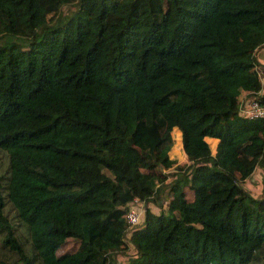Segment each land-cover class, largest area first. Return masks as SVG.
Instances as JSON below:
<instances>
[{
	"label": "trees",
	"instance_id": "trees-1",
	"mask_svg": "<svg viewBox=\"0 0 264 264\" xmlns=\"http://www.w3.org/2000/svg\"><path fill=\"white\" fill-rule=\"evenodd\" d=\"M263 45L264 0H0V264H264Z\"/></svg>",
	"mask_w": 264,
	"mask_h": 264
},
{
	"label": "rangeland",
	"instance_id": "rangeland-1",
	"mask_svg": "<svg viewBox=\"0 0 264 264\" xmlns=\"http://www.w3.org/2000/svg\"><path fill=\"white\" fill-rule=\"evenodd\" d=\"M73 7L69 6V7H64L63 10H65V12H67L68 10H72ZM257 56H258V61L260 63H264V45L262 47L259 48V50L257 51ZM252 100V99H251ZM247 101L245 103H243L246 108H245V112H247L248 110V106L249 103L251 102ZM172 136H173V140H174V146H173V150H172V155L175 154V159L177 164L179 165H183L186 164V157L184 156V152L182 150V147L180 144H178V132L176 130L172 131ZM209 142L210 145H212L213 140L209 139L207 140ZM262 169L257 168V170L255 171L254 175L251 177L250 180H248L244 185V188L246 190H248L252 195L254 196H260L261 195V189H262V180H263V173L261 171ZM167 174L169 172H166ZM7 175V157L4 154V152L0 151V176L6 177ZM173 178H169L167 180V182H169L170 180H172ZM5 183V180L2 181V184ZM165 191V190H164ZM162 195H164V200L162 201V210L166 209V204L168 201V197L169 194L167 192H163ZM136 207L138 209L141 210L142 212V219L140 224H142L143 222V218H144V211L145 208H149L152 212H158L159 210V206L154 204V203H149L147 204H137ZM5 212L8 216V218L12 221V223L15 226V232L17 237L20 239V241L24 244V247L26 248V250L30 251V239H29V234L27 231V228L24 225H21L20 222H18L15 218V213L14 211L11 209V207L9 205H7L5 207ZM139 224V225H140ZM66 248H68V251H71L74 248V245L72 244V241H68L67 245L65 246ZM133 255V249L132 246H130L129 250L125 253H120L117 255V261L119 264H126L127 259ZM15 255L14 253L8 251L7 249H4L3 247H1L0 244V260L5 261L6 263H11L13 260L14 261Z\"/></svg>",
	"mask_w": 264,
	"mask_h": 264
},
{
	"label": "built area",
	"instance_id": "built-area-1",
	"mask_svg": "<svg viewBox=\"0 0 264 264\" xmlns=\"http://www.w3.org/2000/svg\"><path fill=\"white\" fill-rule=\"evenodd\" d=\"M250 117L264 118V107L259 104L257 100H251L247 110ZM137 204H142L140 200L134 198L129 204V208L126 212V223L129 227L140 224L142 219V212L136 207Z\"/></svg>",
	"mask_w": 264,
	"mask_h": 264
}]
</instances>
